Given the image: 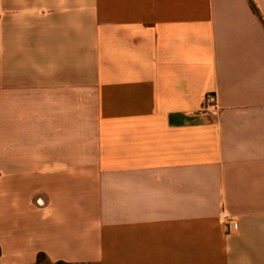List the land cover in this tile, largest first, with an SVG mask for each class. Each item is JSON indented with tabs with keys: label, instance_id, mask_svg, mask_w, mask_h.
I'll list each match as a JSON object with an SVG mask.
<instances>
[{
	"label": "crops",
	"instance_id": "1",
	"mask_svg": "<svg viewBox=\"0 0 264 264\" xmlns=\"http://www.w3.org/2000/svg\"><path fill=\"white\" fill-rule=\"evenodd\" d=\"M0 248L264 264V0H0Z\"/></svg>",
	"mask_w": 264,
	"mask_h": 264
},
{
	"label": "built area",
	"instance_id": "2",
	"mask_svg": "<svg viewBox=\"0 0 264 264\" xmlns=\"http://www.w3.org/2000/svg\"><path fill=\"white\" fill-rule=\"evenodd\" d=\"M217 98L215 94L209 93L205 96L204 99V108H209L211 106L216 107ZM228 229L230 231H236L238 229V224L233 222L228 224Z\"/></svg>",
	"mask_w": 264,
	"mask_h": 264
},
{
	"label": "trees",
	"instance_id": "3",
	"mask_svg": "<svg viewBox=\"0 0 264 264\" xmlns=\"http://www.w3.org/2000/svg\"><path fill=\"white\" fill-rule=\"evenodd\" d=\"M0 255H1V248H0ZM36 264H69V263H65V262L51 263L45 254H39Z\"/></svg>",
	"mask_w": 264,
	"mask_h": 264
}]
</instances>
